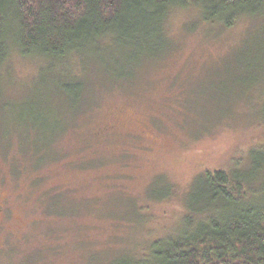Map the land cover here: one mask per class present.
<instances>
[{
  "label": "rangeland",
  "instance_id": "obj_1",
  "mask_svg": "<svg viewBox=\"0 0 264 264\" xmlns=\"http://www.w3.org/2000/svg\"><path fill=\"white\" fill-rule=\"evenodd\" d=\"M201 18L174 8L164 44L113 40L67 66L12 50L0 68V264H126L183 231L201 173L255 175L264 16Z\"/></svg>",
  "mask_w": 264,
  "mask_h": 264
},
{
  "label": "trees",
  "instance_id": "obj_2",
  "mask_svg": "<svg viewBox=\"0 0 264 264\" xmlns=\"http://www.w3.org/2000/svg\"><path fill=\"white\" fill-rule=\"evenodd\" d=\"M174 8H194L202 21L228 28L243 16H264V0H0V68L13 49L67 66L71 58L80 61L82 50H100L113 40L164 44L170 40L164 23ZM261 154L249 179L225 170L201 173L183 231L154 241L150 253L126 264H264Z\"/></svg>",
  "mask_w": 264,
  "mask_h": 264
}]
</instances>
